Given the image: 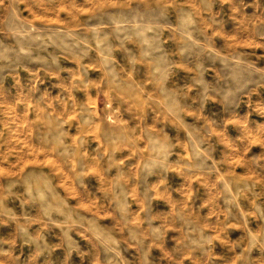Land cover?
Returning a JSON list of instances; mask_svg holds the SVG:
<instances>
[{"label": "clouds", "instance_id": "1", "mask_svg": "<svg viewBox=\"0 0 264 264\" xmlns=\"http://www.w3.org/2000/svg\"><path fill=\"white\" fill-rule=\"evenodd\" d=\"M0 264H264V0H0Z\"/></svg>", "mask_w": 264, "mask_h": 264}]
</instances>
